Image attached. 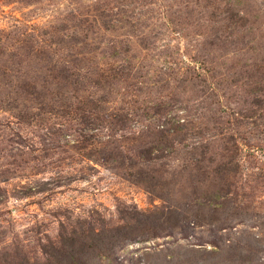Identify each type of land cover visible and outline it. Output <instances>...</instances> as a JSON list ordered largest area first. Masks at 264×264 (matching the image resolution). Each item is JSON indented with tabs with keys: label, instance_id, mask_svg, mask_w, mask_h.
<instances>
[{
	"label": "rangeland",
	"instance_id": "374dc122",
	"mask_svg": "<svg viewBox=\"0 0 264 264\" xmlns=\"http://www.w3.org/2000/svg\"><path fill=\"white\" fill-rule=\"evenodd\" d=\"M0 264H264V0H0Z\"/></svg>",
	"mask_w": 264,
	"mask_h": 264
},
{
	"label": "trees",
	"instance_id": "16d2710c",
	"mask_svg": "<svg viewBox=\"0 0 264 264\" xmlns=\"http://www.w3.org/2000/svg\"><path fill=\"white\" fill-rule=\"evenodd\" d=\"M123 237H125V236L123 235ZM113 238H114L113 241H115V242H119V241H120L119 238H118L117 236H115V237H113ZM113 241H112V242H113ZM122 241H123V239H122ZM98 242L101 243L102 241L99 239V241L97 240V242H94L95 246L93 247V249H94V248H96V250L98 249V247H99V246H98Z\"/></svg>",
	"mask_w": 264,
	"mask_h": 264
}]
</instances>
